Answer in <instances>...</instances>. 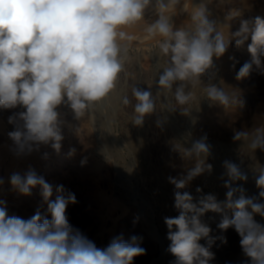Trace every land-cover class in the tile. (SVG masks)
Segmentation results:
<instances>
[{
	"label": "clouds",
	"instance_id": "obj_1",
	"mask_svg": "<svg viewBox=\"0 0 264 264\" xmlns=\"http://www.w3.org/2000/svg\"><path fill=\"white\" fill-rule=\"evenodd\" d=\"M180 2L0 0V109H23L8 118L14 125L8 136L15 154L30 155L41 144L49 143L58 152L63 140L58 108L66 105L81 119L117 92L136 39L129 29L136 26L142 25L156 41L159 53L168 57L167 66L158 71L157 81L159 90L173 92L175 105H165L168 110L178 105L188 112L183 106L195 100L189 85L202 83L201 77L213 68L214 58L223 57L233 40L239 48L251 39V60L240 67L236 79L248 77L253 66L264 74V18L241 20L239 28L226 38L201 0L190 13L191 22L174 30L169 10H175ZM149 8H154L158 17L151 23L145 20ZM131 91L136 101L131 123L143 126L145 118L157 111L156 97L150 88L135 85ZM203 91L212 103L224 107L236 103L234 95L214 83L205 85ZM119 100L123 105L131 103L127 95ZM234 139L246 143L252 151L264 150V129L237 131ZM74 151L71 149L70 154ZM181 151L194 161V166L184 175L168 178L174 185V207L179 213L164 218L171 242L168 251L176 258L175 264H209L215 238L201 217L225 208L233 210V215L224 216L218 228H234L251 264H264V225L254 219L256 215L264 217V202H260L264 199V168L259 169L256 179L260 199L246 196L242 186H234L236 181H246L247 175L236 163L224 161L226 199L218 201L214 194H207L194 200L185 189L196 177L211 171L212 166L206 163L210 145L203 136ZM8 182L22 195H30L38 186L47 212L38 208L30 218L23 219L9 215L6 201L0 200V264H133L134 258L145 254L142 238L135 235L125 240L121 234L107 247L98 248L73 227L67 208L77 201L63 185L54 189L34 170L23 175L13 173ZM202 239L207 246L200 243Z\"/></svg>",
	"mask_w": 264,
	"mask_h": 264
},
{
	"label": "rangeland",
	"instance_id": "obj_2",
	"mask_svg": "<svg viewBox=\"0 0 264 264\" xmlns=\"http://www.w3.org/2000/svg\"><path fill=\"white\" fill-rule=\"evenodd\" d=\"M210 8L211 16L216 18L215 20L219 23V30L223 32L226 38L229 37L230 32H234L239 28L241 20H252L257 16L264 18V0H211ZM250 43L251 39L249 38L238 48L233 40L223 57L220 59L214 58L213 68L201 77L202 85L195 86H203L202 90L209 83H214L224 88L226 86L228 92L236 97L237 116L232 113L229 114L230 116L227 115V118H222L224 120L215 117V124L212 125L210 121L203 117L206 115L205 112H211L212 110L195 108L193 102L183 106L188 109L187 113H184L178 105H176L177 108L175 110L164 108L165 105H175L173 92L162 90L158 93V91L151 88L144 77L146 76V69L148 71L150 68L158 75V71H162L163 67L167 66L168 57L160 54L158 47V49H155V54L146 58L137 56L135 50H129L130 59L126 64L125 72L121 75L119 84L124 88L122 96L127 95L131 103L129 105L122 104L120 113L108 123L109 132L115 140L116 148H119L118 151L121 153V160L116 159L115 152L105 146L101 139L102 134H100V130L98 131L97 123L92 116L86 114L83 118L77 119L69 107L62 105L58 108L63 135L61 149L57 152L51 147V143L41 144L38 151H33L30 154L35 156L37 161L32 164L31 168H25V170L27 169L26 172L34 170L38 176H42L54 189L56 186L64 184L65 189L74 193L77 202L70 204L67 208L69 222L93 241L98 248L107 247L114 237L122 234L127 236L128 239L133 235L142 238L140 244L146 250L151 243L146 238V234L148 230H151L155 232L160 242V247L156 250L154 256V259L157 260L156 264H175L176 258L168 251L171 242L167 239L169 230L164 223V218L175 217L179 213L174 207V185L169 183L168 178L176 177L175 169L177 165H187V169L194 166V161L186 158L181 150L187 148V144H192L194 140L203 136L207 137V143L210 145L206 163L212 165L211 173L206 171L196 177L192 181L193 183H190L185 189L193 195L194 200L201 195L207 194H214L217 198H226V190L213 177L214 169H221L228 179L226 170L223 167L224 161L235 163L239 160L241 169L253 170L254 157L251 156L247 149L235 148L237 150L234 149L232 151L228 149V145L233 142L232 140H235V132L256 130L262 124L260 120L264 119V74L253 66V70L248 77L242 80L236 79V74L240 67L251 60V55L248 52ZM134 73L135 75H133ZM135 85L145 90L150 88L157 102V111L147 116L143 126H139L144 133V142L147 148L146 154L136 153V150L132 151L133 149L130 145V140L132 141L134 138L132 137L134 125L131 123V118L133 105L136 103L131 90ZM189 87V90L192 89L191 91L195 88L191 85ZM211 104L216 106L214 103ZM22 110L20 107L8 110L0 109V152L7 146H12L11 149L15 151L13 142L8 136V133L14 130V125L8 122V118L14 112ZM168 118H173L177 122L180 118H184L183 121L185 123H179L182 125L180 146L175 144L173 137H171L172 135L166 130L165 123ZM129 131L132 132L129 133ZM92 135L95 138L93 142L91 141ZM227 140L229 142L231 140V142L226 143ZM93 147L98 149L91 151ZM71 149L75 150L72 154H70ZM235 152L237 153L235 154ZM246 152L250 155L246 154ZM94 157L99 158L102 162L104 161L103 174L105 176L103 180L102 178L98 179L97 182L99 183H96V191L91 189L89 184L87 185L88 180H86L87 175H85L87 171H83V174L72 173L67 171V167H61V160L66 163L69 162V164L77 162L89 165L92 160L90 158ZM186 168L185 172H187ZM236 182L234 185L243 186L246 196H254L260 199V189L257 186L246 185L243 181ZM124 188L129 190L127 194ZM197 188L202 191L198 193L196 191ZM8 189V187H5L0 191V200L6 201L9 215L28 219L38 208L42 213L47 212L46 203L43 201L41 190L38 186L31 190L30 195L21 194L20 197L12 194L10 189L9 191ZM97 193L104 194L108 198V204L96 201ZM124 194L125 197H123ZM50 199H55V191ZM118 202L119 204H117ZM260 202H262V199ZM113 203H116L117 207ZM226 211L229 213L228 218H231L233 210L226 208ZM48 218H51L50 215ZM254 219L264 225V217L256 215ZM201 220L209 225V212L201 217ZM227 231L234 238L239 236L232 227H229ZM200 243L207 246L206 241L203 239ZM210 251L214 254L212 258L214 259V264H226L224 258L219 255L213 244ZM142 256L134 258L133 264H142ZM153 261H149L146 264H151ZM210 263L211 261H209Z\"/></svg>",
	"mask_w": 264,
	"mask_h": 264
},
{
	"label": "bare ground",
	"instance_id": "obj_3",
	"mask_svg": "<svg viewBox=\"0 0 264 264\" xmlns=\"http://www.w3.org/2000/svg\"><path fill=\"white\" fill-rule=\"evenodd\" d=\"M201 2V0H181L180 4L176 6V9H170L169 10V15L172 16V21L174 24V30L176 28H180V27H185L187 26L191 20H190V13L194 12L196 10V8L198 7L199 3ZM204 2L207 4V7L210 11V2L211 0H204ZM264 13V12H263ZM157 15L155 13L154 8H149L146 11L145 14V20L149 23L153 22L155 19H157ZM212 19H216L215 17L211 16ZM224 26V25H223ZM130 32H132L135 36L136 39L132 42V47L130 48V50H135L137 53V56L139 57H151V55L156 53V48L158 47L156 41L149 37L147 35V33L143 30V26H136L133 27L131 29H129ZM158 49V48H157ZM155 61V60H154ZM130 67V66H129ZM159 69V68H158ZM138 71V70H137ZM226 71V70H225ZM135 72V71H134ZM137 74V73H136ZM135 75V73L133 74ZM138 75V74H137ZM234 76V75H233ZM149 84L151 86L152 89L158 91H162L159 90L158 85H157V81H158V75L154 73L153 69H149L147 71L146 69V76L144 77ZM123 79V78H122ZM213 80V78H212ZM247 80V79H246ZM233 81V80H232ZM123 82V81H122ZM264 82V81H263ZM261 83V80H260ZM246 84V83H245ZM202 85V84H201ZM264 85V84H263ZM203 86L201 87H195L194 90L192 91L195 95V100L193 101V105L195 108H203L204 110H212L211 112H205L206 115L203 116L205 117L208 121H210V124L214 125L215 124V120L217 118L222 119L224 117H226L229 114L235 113V115L237 116V111H238V107L236 104H233L232 106L229 107H224L221 106L219 104H216V106H213V104H211L212 102H210L208 99H206L205 97V93L204 91L201 89ZM221 87V86H220ZM258 87V86H257ZM190 88V87H189ZM224 88V87H223ZM123 87H121V85L119 84L118 86V90L117 92L101 107H98L97 109L93 110L91 113H89V116H92L93 119L96 121L97 123V128L98 131L100 130V134H102V140L105 144V146L109 147L110 149H112L115 152V156L117 157L116 159H120L122 158L121 153H119L118 149L116 148V143L114 138L112 137V135L109 132V128H108V123H110V121H112V119L118 115L121 111V107H122V103H120L119 97L122 96L123 94ZM225 91L228 92V90L226 89L225 86ZM192 90V89H191ZM130 91V90H129ZM234 92V91H233ZM161 93V92H160ZM229 93V92H228ZM243 93V92H242ZM161 95V94H160ZM162 96V95H161ZM258 96V95H257ZM195 103V104H194ZM215 104V103H214ZM66 106V105H65ZM68 107V106H66ZM242 107V106H241ZM66 109V108H65ZM71 110V109H70ZM258 111V110H257ZM65 113V112H64ZM216 113V114H215ZM239 113V112H238ZM215 114V115H213ZM262 116V114H260ZM180 116V115H179ZM230 116V115H229ZM235 116V117H236ZM239 116V115H238ZM252 116V115H251ZM158 117V116H157ZM249 117V116H248ZM227 118V117H226ZM202 119V118H201ZM184 118H180L179 121H175L173 118H168V121H166L165 126H166V130L168 131V133H170L173 137V141L175 142V144H177L178 146L181 145V126L179 123H185ZM224 120V119H222ZM120 121V120H119ZM213 121V122H211ZM251 121V120H250ZM261 121V126L258 129H264V119L260 120ZM204 123V122H203ZM224 124V123H223ZM241 124V123H240ZM129 125V124H128ZM209 125V123H208ZM127 126V125H126ZM204 126V125H203ZM246 126V125H245ZM253 126V125H252ZM251 126V127H252ZM209 127V126H208ZM213 127V126H212ZM215 127V126H214ZM254 127V126H253ZM129 128V127H128ZM131 128V127H130ZM206 128V127H205ZM92 129V128H90ZM249 129V128H248ZM253 129V128H252ZM126 131V130H125ZM210 131V130H209ZM247 131V130H246ZM249 131V130H248ZM254 130H250V132H254ZM132 131H129V133ZM203 132V131H202ZM225 132V131H224ZM2 133V132H1ZM94 133V132H93ZM208 133V132H206ZM132 137H134L132 139V141L130 140V145L131 148L133 149L132 151L136 150V153L140 152L139 154L145 153L146 152V146H145V137H144V133L142 132V130L140 129V127L138 126H134V132L132 133ZM169 134V135H170ZM214 134V133H213ZM168 135V136H169ZM219 136V135H218ZM100 137V136H99ZM136 138V139H135ZM232 139V137H230ZM210 139V138H209ZM228 139V138H227ZM95 140L94 136H91V141L93 142ZM220 140V139H219ZM233 142H230L227 140V142H229L230 144L228 145V149L230 151L234 150L235 148H245L247 149L250 153L251 156L254 157V161H253V170H245V169H241V162L238 160L235 163L240 167L241 171L243 173H245L247 175V180L243 181L246 185L249 186H257L256 185V179L259 175V169L260 168H264V150L262 149H256L255 151H252L248 145L246 143H243L242 141H238V140H232ZM10 142V141H9ZM84 142V141H83ZM171 142V141H170ZM11 143V142H10ZM94 144V143H93ZM89 146V145H88ZM92 146V145H91ZM225 146V145H224ZM5 147V146H4ZM12 146H7L4 150L2 148V152H0V179H3L4 183L0 185V191L3 190L5 187H8L10 189V191L12 192V194L16 195L17 197H20V193L12 190L11 185L9 184L8 180L9 177L13 174V173H20L21 175H23L26 170L31 166L33 163H35L37 161V159L35 158V156L33 155H25V157L23 156H17L15 154V151H13L11 149ZM41 147V146H40ZM191 144H187V148H190ZM212 147V146H211ZM96 149H98L96 147ZM95 147L91 148V151L96 150ZM159 149V148H158ZM227 149V148H226ZM42 150V149H41ZM224 150V149H223ZM237 150V149H235ZM246 150V151H247ZM123 151V150H122ZM229 151V152H230ZM244 151V150H243ZM237 152H235L236 154ZM99 154V153H98ZM130 154V153H129ZM146 154V153H145ZM246 154H249L246 152ZM93 155V154H92ZM133 155V154H132ZM227 155V154H226ZM229 155H231L229 153ZM238 155V154H237ZM250 155V154H249ZM135 156V154H134ZM225 156V155H224ZM223 156V157H224ZM233 156V155H232ZM236 156V155H235ZM143 157V155H142ZM237 157V156H236ZM144 158V157H143ZM148 158V157H147ZM61 159V158H60ZM92 159V160H91ZM131 159V158H130ZM139 159V158H138ZM253 159V158H252ZM73 160V159H72ZM91 162L89 163V165H85L82 163H77V162H72L69 164L62 161L61 160V167L65 166L68 168L67 171L72 172V173H82L83 171H87V175L86 180H88L87 185L89 184V187L91 189H95L96 191V183L98 184L99 182L98 179L100 180L102 178L105 177L103 174V162L102 160H100L99 158H90ZM136 160V159H135ZM207 160V159H206ZM125 161V160H124ZM220 161V160H219ZM235 161V160H234ZM130 162V161H129ZM126 163V162H125ZM131 163V162H130ZM215 163V162H214ZM185 164V163H184ZM216 165V163H215ZM187 166V165H186ZM186 166H182V165H177L176 169H175V173H176V177H179L181 175L186 174L185 172V168ZM212 166V165H211ZM28 167V168H27ZM128 167V166H127ZM190 167V166H188ZM218 167V165H217ZM247 167V166H246ZM25 168H27L25 170ZM157 168V167H156ZM187 169V168H186ZM223 169V168H222ZM25 170V171H24ZM188 170V169H187ZM29 171V170H28ZM251 171V172H250ZM213 172V171H212ZM110 173V172H109ZM119 173V172H118ZM208 173V172H207ZM211 173V172H210ZM110 176V174H109ZM70 178V176H68ZM75 177V176H74ZM114 177V176H113ZM130 177V175H129ZM213 177L216 179V181L219 183V185H221L224 190L227 189L224 187V183L227 180V178L225 177V174L223 173V171L221 169H214L213 172ZM106 179H108L106 177ZM114 179V178H113ZM199 179V178H198ZM66 180V179H65ZM68 180V179H67ZM73 181V180H72ZM66 182V181H65ZM70 183V181H69ZM193 183V182H191ZM237 183V182H236ZM86 184V183H85ZM64 185V184H63ZM203 185V184H202ZM235 186V185H234ZM243 187V186H242ZM67 188V187H66ZM254 188V187H253ZM8 189V191H9ZM99 190V189H98ZM125 193L127 194V192L129 191L127 188H124ZM7 191V190H6ZM91 191V190H90ZM100 192V191H98ZM91 193V192H89ZM93 193V192H92ZM37 194V193H36ZM123 197H125V194L123 195ZM220 197V196H219ZM8 198V197H7ZM12 198V197H11ZM35 198V197H34ZM96 201H99L100 203H104V204H108V198L101 193H97L96 194ZM19 199V198H18ZM126 199V198H125ZM226 198L224 197H220L217 198L218 201H224ZM16 200V199H14ZM34 201V200H33ZM119 201V200H118ZM116 202V201H115ZM262 202H264V199H262ZM16 204V203H15ZM119 204V202L117 203ZM116 203L113 205H117ZM47 206V204H46ZM112 206V205H110ZM117 207V206H116ZM12 208V207H11ZM20 208V207H18ZM70 208V207H69ZM23 209V208H22ZM121 210V209H120ZM13 211V210H12ZM27 211V210H24ZM17 212V211H16ZM19 212V210H18ZM28 214V212H27ZM68 214V213H67ZM113 216V215H112ZM224 216H229V213L226 211V208L220 212V213H216V212H209V227L211 228V237H214V243L213 245L216 247L217 252L219 253V255L224 258L225 263L226 264H251V260L249 257H247L243 251L242 248L240 246V236H238L237 238L232 237V234L228 233L227 230H221L220 228H218L219 223L222 221V219L224 218ZM140 227V226H139ZM151 229V228H150ZM110 230V229H109ZM126 233V232H125ZM124 233V234H125ZM113 234V233H112ZM125 240H128L127 236H123ZM131 237V236H130ZM146 238L151 241L150 246H148V248L146 249L145 255L142 256L143 260H142V264H146L149 261L154 260L151 264H156L157 260L154 259L155 256V252L156 250L160 247V242H159V238L157 237V235L155 234V232L148 230L147 234H146ZM226 240V242H224ZM217 256V255H216ZM222 260V259H221ZM137 261V260H136ZM160 261V260H159ZM212 264H214V259L210 260ZM210 263V264H211Z\"/></svg>",
	"mask_w": 264,
	"mask_h": 264
}]
</instances>
